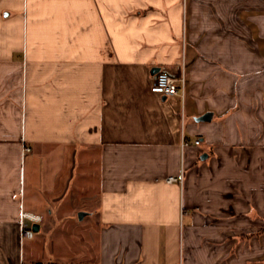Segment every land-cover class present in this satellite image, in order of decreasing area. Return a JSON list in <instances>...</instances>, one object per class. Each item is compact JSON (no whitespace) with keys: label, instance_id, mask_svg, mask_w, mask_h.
<instances>
[{"label":"crops","instance_id":"obj_1","mask_svg":"<svg viewBox=\"0 0 264 264\" xmlns=\"http://www.w3.org/2000/svg\"><path fill=\"white\" fill-rule=\"evenodd\" d=\"M182 65L184 98L152 91ZM21 255L264 264V0H0V264Z\"/></svg>","mask_w":264,"mask_h":264},{"label":"built area","instance_id":"obj_2","mask_svg":"<svg viewBox=\"0 0 264 264\" xmlns=\"http://www.w3.org/2000/svg\"><path fill=\"white\" fill-rule=\"evenodd\" d=\"M186 83H187V77H186L185 66L182 65V67H180V72L177 75H174L167 70L161 69L157 73L156 78L151 86V89L153 92L161 94L165 97L179 95L182 98H184ZM194 143L199 144L200 140L199 139L195 140ZM189 144L190 141L184 138L182 141V147H186ZM177 180L178 178L174 176H169L167 178V181L170 183ZM25 219H30L33 222L38 223L42 220V216L32 214L29 212L22 213V220L20 223V232H19V240L21 245H23L25 239L33 238L35 235V230L33 229L32 226H29L25 222ZM20 264H28L25 258L23 257V255H21L20 257Z\"/></svg>","mask_w":264,"mask_h":264},{"label":"water","instance_id":"obj_3","mask_svg":"<svg viewBox=\"0 0 264 264\" xmlns=\"http://www.w3.org/2000/svg\"><path fill=\"white\" fill-rule=\"evenodd\" d=\"M161 70V68L160 67H158V68H156V72H159ZM212 113L211 112H207V113H205V114H203L202 116H200V117H198L197 118V120L198 121H206V120H211L212 119ZM84 216V213L82 212L81 214H80V217H83ZM33 229L35 230V231H38L39 230V226H38V224H35L34 226H33Z\"/></svg>","mask_w":264,"mask_h":264},{"label":"rangeland","instance_id":"obj_4","mask_svg":"<svg viewBox=\"0 0 264 264\" xmlns=\"http://www.w3.org/2000/svg\"><path fill=\"white\" fill-rule=\"evenodd\" d=\"M85 223V222H84Z\"/></svg>","mask_w":264,"mask_h":264}]
</instances>
